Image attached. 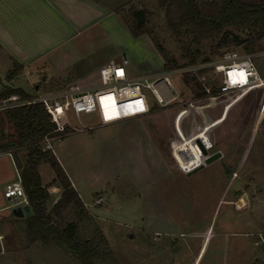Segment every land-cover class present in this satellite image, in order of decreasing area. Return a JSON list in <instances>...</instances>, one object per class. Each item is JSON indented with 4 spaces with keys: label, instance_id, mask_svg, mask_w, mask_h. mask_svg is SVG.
I'll return each mask as SVG.
<instances>
[{
    "label": "rangeland",
    "instance_id": "obj_1",
    "mask_svg": "<svg viewBox=\"0 0 264 264\" xmlns=\"http://www.w3.org/2000/svg\"><path fill=\"white\" fill-rule=\"evenodd\" d=\"M157 2L135 0L129 3L146 11L143 23L151 36H131L132 39L126 40L122 31L115 29L112 38L106 39L91 30L48 54L42 68L36 69L28 81L22 74L8 79V62L0 53V90L7 86L29 92L33 83L39 94H50L63 86L97 84L99 66L110 56L118 62L126 59L124 67L130 76L162 71L164 62L153 39L177 66L185 65L187 58L167 29L166 12ZM122 19L120 17L125 29L129 30V25L124 23L129 20ZM231 30L245 37L243 30ZM220 36L200 46L193 45V50L197 51L196 62L217 58L214 51ZM117 37L123 47L122 54L111 48L110 41ZM240 48L223 46L219 50ZM254 61L264 77V56ZM197 76L206 85L215 83L209 81L204 71ZM168 77L171 91L179 94L176 101L162 107L155 105V109L144 116L107 126H96V114H82L79 116L81 125L96 127L72 131L55 146L56 160L87 206L88 215L79 223L81 238L94 241L98 251L96 264H264L262 143L253 145L242 169H228V158L236 165L244 150L249 135L247 127L255 117L259 96L247 104H244L246 100L240 102L228 111L222 122L209 129L210 140L215 145L208 151L209 159H214L215 155L218 160L202 168L198 165L206 159L199 156L181 169L173 155L175 145L182 136L189 137L198 130L206 132L207 124L221 116L227 101L222 102L221 96L211 102L212 98L204 95L190 108L189 101L197 99L194 98L198 93L194 82L198 80L192 78L184 86L181 75L168 74ZM142 91L152 99L148 88ZM196 107L202 108L198 112ZM236 110L239 111L234 117ZM2 119L4 134L11 140L13 129L4 112L0 113V121ZM70 122L74 126L79 124L74 116L70 117ZM193 146L200 152L196 141ZM217 150L223 155L214 154ZM17 155L23 163L24 152L19 151ZM13 164L11 155L0 152V264H79L63 248L33 241L24 218L11 214L13 202L3 197V188L16 176ZM38 167L42 181L49 184L54 178L49 164L41 162ZM56 196L51 194L45 202L53 220L60 225L74 221L76 209L73 207L59 208L58 213L52 211ZM198 231H203L202 235L207 237L203 250H200L202 238L195 236Z\"/></svg>",
    "mask_w": 264,
    "mask_h": 264
},
{
    "label": "trees",
    "instance_id": "obj_2",
    "mask_svg": "<svg viewBox=\"0 0 264 264\" xmlns=\"http://www.w3.org/2000/svg\"><path fill=\"white\" fill-rule=\"evenodd\" d=\"M99 3V0H95ZM105 5L129 25L130 35L134 38L141 35L151 36L145 29V24L136 26L133 11L137 9L135 4H129L135 0H106ZM139 1V0H137ZM117 6H115V4ZM129 4L128 9L125 6ZM158 7L166 12V27L171 36L179 44L183 55L187 58L186 64L196 62L197 51L194 46H200L204 42L221 34L216 43L215 54L221 56L223 52L220 47H241L246 53L264 50V1L258 3H247L244 0H158ZM139 9V8H138ZM144 12H146L144 10ZM231 29H240L245 32V37L233 34ZM190 37L189 41L186 38ZM155 49L161 54L163 70L177 67V65L162 51L160 44L153 39ZM204 61L207 59H203ZM17 71L12 70L7 78H12ZM184 82L189 83L192 78L184 75ZM195 86L200 89L197 82ZM215 91V90H214ZM11 94L20 95L22 98L30 97V94L20 88L2 87L0 99ZM205 93L201 90L195 98H202ZM155 105L151 106V110ZM8 123L13 129L12 138H7L2 127L3 119L0 121V152L12 149V158L17 170L25 167L30 175V191L26 192L30 215L24 218L26 230L33 241L42 245H55L63 248L69 255L74 257L79 264H96L98 255L97 247L90 238H81L79 234V223L87 217L84 204L80 200L71 182L56 160L54 154L49 151H42L40 140L47 136L54 135V126L49 122L48 116L39 103L30 104L5 112ZM24 152V161L20 163L18 152ZM41 162L48 163L54 173L51 184H58L61 188V195L53 205L52 211L58 213L59 208L73 207L76 209L74 221L66 225H60L53 220L51 211H47L45 202L49 197V185H43L38 166Z\"/></svg>",
    "mask_w": 264,
    "mask_h": 264
},
{
    "label": "built area",
    "instance_id": "obj_3",
    "mask_svg": "<svg viewBox=\"0 0 264 264\" xmlns=\"http://www.w3.org/2000/svg\"><path fill=\"white\" fill-rule=\"evenodd\" d=\"M264 56L263 51L246 53L242 50L230 49L221 56L213 59L185 64L156 73L139 74L132 78L128 75L125 64L127 60L109 61L98 69L99 83L79 86L69 85L61 87L50 94H39L31 88L30 97L22 98L11 94L0 99V113L7 110L39 103L43 106L49 122L54 126V135L47 136L37 142L42 151L54 153V148L62 142L72 131L92 130L96 126H107L137 118L148 114L152 101L159 107L172 103L179 98L178 93L171 91L168 74L189 75L195 77L205 89L208 97L216 98L264 87V78L260 75L255 59ZM204 71L209 81L204 84L197 76ZM235 81V82H234ZM150 90L152 99L142 91ZM215 88L214 93L212 89ZM34 95H33V93ZM195 99L189 101L188 106L194 108ZM96 114V126H84L79 123V116ZM74 116L79 123L74 126L70 117ZM12 149L6 151L12 156ZM13 180L7 182L3 188V197L12 203V208L29 206L20 171L17 170ZM100 199L97 200L99 202Z\"/></svg>",
    "mask_w": 264,
    "mask_h": 264
},
{
    "label": "crops",
    "instance_id": "obj_4",
    "mask_svg": "<svg viewBox=\"0 0 264 264\" xmlns=\"http://www.w3.org/2000/svg\"><path fill=\"white\" fill-rule=\"evenodd\" d=\"M115 29L117 31H122L126 40L128 37L131 38L129 30L127 28L125 29L120 17L114 14L105 5L104 0H99V3L95 0H0V53L3 55L5 62H8V74L12 70H15L17 71V74L24 75L27 81L36 69L42 68L45 57L61 44L78 36H82L91 30L96 36L103 35L106 39L108 37L112 38L113 30ZM110 44L113 50L119 54L123 53V47L121 46L118 37L116 40L113 38L110 41ZM112 60L115 61L112 56L107 57L101 62L99 68ZM156 72L159 71L154 70L149 72H139L130 77L135 78L139 74ZM260 75L262 76L261 73ZM14 76L16 77V75ZM189 77L197 80L193 76ZM197 82L201 87L200 89L205 93V89L202 87L201 83L199 81ZM185 85L186 84L184 82V86ZM36 87L37 86H35V84L30 83L29 90H31V88L37 90L38 87ZM196 89L199 93L200 90L197 87ZM214 90L215 88L212 89V93H214ZM198 93L195 96H197ZM255 96H259L257 110L255 111L253 121H251L252 123L250 122V126L248 125L247 127L249 135L246 143L244 144V150L240 153V157L236 165L232 159L228 158V169H242L251 154L253 145L260 142L264 146V87L222 96L223 100L221 101H227V104L225 105L226 107H224L225 109L218 119L210 124H207L208 130L206 132L198 130L196 133L186 138L182 136L179 141L180 143L175 145L173 155L177 158L180 168L183 169L187 166V164L191 163L199 156H205L206 160H202V163H200L198 167L208 165L209 162L212 163L218 160V157L215 155H213L214 159H209L210 155L208 154V151L215 146L210 140L211 136L208 133L209 129L222 122V119L226 117L228 111L233 109L237 104L244 100H246L244 104H247L249 101H252ZM206 98L211 97L207 96ZM219 98L220 97L212 98L211 102H214ZM243 105L240 106L241 110ZM208 106L209 105H207V107ZM200 108L202 107H196L195 109L199 112ZM239 110H236L233 115L234 117H237L236 114ZM195 141L200 152L195 151V146L192 147V144ZM214 154L218 156L223 155L220 150L215 151ZM207 155L209 157H207ZM13 165L15 167V164ZM15 170V172H18L16 167ZM228 175L231 176L230 173H228ZM52 180L53 178L49 180L50 182L48 184V182H43L41 178L43 185H49V196L53 193L57 194L52 201V204H55L60 198L61 188L56 183L50 185ZM71 185L82 201L79 192L72 182ZM82 203L84 204L85 210L88 211L85 203L83 201ZM45 207H47L46 204ZM202 234H204L203 231H198V233L195 234L197 238H202L200 250H203L205 244H207V237Z\"/></svg>",
    "mask_w": 264,
    "mask_h": 264
},
{
    "label": "water",
    "instance_id": "obj_5",
    "mask_svg": "<svg viewBox=\"0 0 264 264\" xmlns=\"http://www.w3.org/2000/svg\"><path fill=\"white\" fill-rule=\"evenodd\" d=\"M135 20H136V26L139 27L141 24H143L145 20V14L143 9L139 8L133 11ZM37 88V87H36ZM35 88V89H36ZM20 176L22 179V183L24 186V189L26 192L30 191V186H29V179L30 175L25 167H23L20 171ZM31 213L29 206H24V207H16L11 209V214L15 218H24L26 216H29Z\"/></svg>",
    "mask_w": 264,
    "mask_h": 264
},
{
    "label": "snow or ice",
    "instance_id": "obj_6",
    "mask_svg": "<svg viewBox=\"0 0 264 264\" xmlns=\"http://www.w3.org/2000/svg\"><path fill=\"white\" fill-rule=\"evenodd\" d=\"M235 82V81H234Z\"/></svg>",
    "mask_w": 264,
    "mask_h": 264
}]
</instances>
